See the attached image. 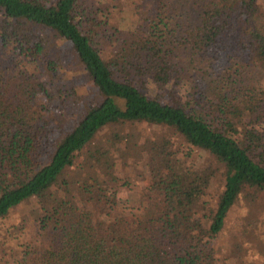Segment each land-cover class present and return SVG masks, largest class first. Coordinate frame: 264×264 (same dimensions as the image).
<instances>
[{"label": "trees", "instance_id": "trees-1", "mask_svg": "<svg viewBox=\"0 0 264 264\" xmlns=\"http://www.w3.org/2000/svg\"><path fill=\"white\" fill-rule=\"evenodd\" d=\"M0 54V264H220L230 211L264 205V0H0ZM123 125L142 144L80 164Z\"/></svg>", "mask_w": 264, "mask_h": 264}, {"label": "rangeland", "instance_id": "rangeland-1", "mask_svg": "<svg viewBox=\"0 0 264 264\" xmlns=\"http://www.w3.org/2000/svg\"><path fill=\"white\" fill-rule=\"evenodd\" d=\"M142 6L145 8L143 3ZM59 47L63 49L64 45L62 43H59ZM67 62L70 66L68 67V71L66 70V75L71 76V72H69V70L70 68H73L74 70L77 69V65H75L77 61L75 57H73L67 60ZM58 74V76H61V71L58 72ZM73 83H75L76 86L84 85L85 88L91 87L90 83L86 82L84 78L79 76L73 77ZM42 99L43 98H40V100ZM142 128H144V131L141 130ZM112 131L121 134V136H119L118 138V141L116 142L115 149L117 150H122L126 147H133V145L135 144H142L144 140V135L146 134L144 125H123L119 127H108L107 129L102 131V133L97 137V140H95L89 146L90 148L88 147V149H85L80 154L79 161L82 166L86 167L89 161L92 160V155L90 154L89 150L94 149L95 144L98 140L100 141V143H105L107 136ZM116 161H120V158H117ZM119 169L121 170V168ZM147 181V179L143 178L139 180L137 179L135 183L131 184L128 188H122L118 190L119 196L125 198H133L140 196L139 194L143 192V188L147 185ZM213 182V186L211 187L212 191L216 188H221V182H219L217 178L214 179ZM33 216H35V214L28 207H19L17 208V210L11 213V216L8 217L6 221L2 223V225L7 226L19 224L22 219L23 222L26 223L24 228V236H28L33 230V227L29 225V221H32ZM250 217H254L256 219L255 221L257 227L254 229V233L258 234L260 232L264 235V205L262 201H258L252 204L251 207H248L244 203V201L241 200L240 203H237L235 207L230 211L226 219L223 231L215 239L214 245L220 264H264V243L260 242V244H258L257 242H259L260 240H255L257 242L253 243L241 233L242 230L245 228L244 222H246L247 218ZM7 228L9 227L7 226ZM246 229L250 230L251 226L247 225ZM14 232H17V230H14ZM237 243H241V247L243 248L245 246L246 249L245 253H242L240 258L239 256H234V251L238 249L239 246ZM253 246L256 250L253 248Z\"/></svg>", "mask_w": 264, "mask_h": 264}]
</instances>
